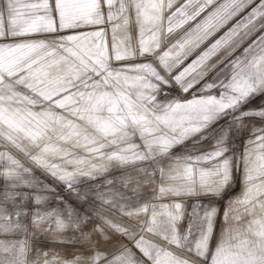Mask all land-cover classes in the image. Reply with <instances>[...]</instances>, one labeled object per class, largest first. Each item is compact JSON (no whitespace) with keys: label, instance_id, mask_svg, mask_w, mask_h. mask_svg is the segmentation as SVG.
<instances>
[{"label":"snow or ice","instance_id":"snow-or-ice-1","mask_svg":"<svg viewBox=\"0 0 264 264\" xmlns=\"http://www.w3.org/2000/svg\"><path fill=\"white\" fill-rule=\"evenodd\" d=\"M0 264H264V0H0Z\"/></svg>","mask_w":264,"mask_h":264},{"label":"rangeland","instance_id":"rangeland-1","mask_svg":"<svg viewBox=\"0 0 264 264\" xmlns=\"http://www.w3.org/2000/svg\"><path fill=\"white\" fill-rule=\"evenodd\" d=\"M54 71V70H53ZM261 101H257V103H260ZM179 151V149H177V152ZM121 171H123V170H118V171H116L114 174L115 175H117V176H119L120 174H121ZM36 175L41 179V180H44V176L40 173V171L39 170H37L36 171ZM109 178H111V177H109ZM25 191H27V189H24ZM128 194H130V192L128 193ZM58 251H60V250H62V249H57ZM69 251L71 250V249H68Z\"/></svg>","mask_w":264,"mask_h":264}]
</instances>
